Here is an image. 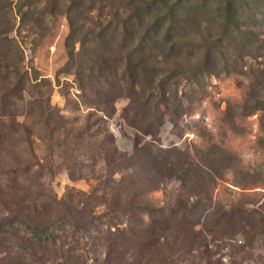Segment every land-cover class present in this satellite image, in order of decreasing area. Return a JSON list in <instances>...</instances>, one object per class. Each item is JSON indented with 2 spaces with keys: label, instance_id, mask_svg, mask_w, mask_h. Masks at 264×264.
Here are the masks:
<instances>
[{
  "label": "rangeland",
  "instance_id": "1",
  "mask_svg": "<svg viewBox=\"0 0 264 264\" xmlns=\"http://www.w3.org/2000/svg\"><path fill=\"white\" fill-rule=\"evenodd\" d=\"M0 264H264V0H0Z\"/></svg>",
  "mask_w": 264,
  "mask_h": 264
},
{
  "label": "crops",
  "instance_id": "2",
  "mask_svg": "<svg viewBox=\"0 0 264 264\" xmlns=\"http://www.w3.org/2000/svg\"><path fill=\"white\" fill-rule=\"evenodd\" d=\"M119 143L118 144V147L121 148V149H131L132 146H133V141L129 138H121V140L119 139L118 140Z\"/></svg>",
  "mask_w": 264,
  "mask_h": 264
},
{
  "label": "trees",
  "instance_id": "3",
  "mask_svg": "<svg viewBox=\"0 0 264 264\" xmlns=\"http://www.w3.org/2000/svg\"><path fill=\"white\" fill-rule=\"evenodd\" d=\"M2 67H3L4 69H6V70H5V71H6V73H5L6 75H5V77H7V76H8L7 66H3V65H2Z\"/></svg>",
  "mask_w": 264,
  "mask_h": 264
},
{
  "label": "built area",
  "instance_id": "4",
  "mask_svg": "<svg viewBox=\"0 0 264 264\" xmlns=\"http://www.w3.org/2000/svg\"><path fill=\"white\" fill-rule=\"evenodd\" d=\"M117 130H118V128H117ZM119 131V130H118ZM116 135H117V133H115Z\"/></svg>",
  "mask_w": 264,
  "mask_h": 264
}]
</instances>
